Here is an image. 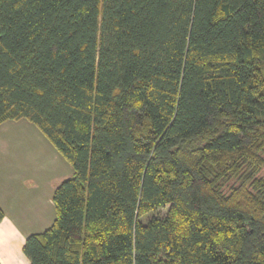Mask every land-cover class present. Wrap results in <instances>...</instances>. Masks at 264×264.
<instances>
[{
	"label": "trees",
	"instance_id": "trees-1",
	"mask_svg": "<svg viewBox=\"0 0 264 264\" xmlns=\"http://www.w3.org/2000/svg\"><path fill=\"white\" fill-rule=\"evenodd\" d=\"M20 118L73 169L30 264H264V0H0Z\"/></svg>",
	"mask_w": 264,
	"mask_h": 264
},
{
	"label": "crops",
	"instance_id": "crops-1",
	"mask_svg": "<svg viewBox=\"0 0 264 264\" xmlns=\"http://www.w3.org/2000/svg\"><path fill=\"white\" fill-rule=\"evenodd\" d=\"M15 149L14 141L0 142V264H30L23 252L25 238L51 224L54 207L48 167L14 162Z\"/></svg>",
	"mask_w": 264,
	"mask_h": 264
},
{
	"label": "rangeland",
	"instance_id": "rangeland-1",
	"mask_svg": "<svg viewBox=\"0 0 264 264\" xmlns=\"http://www.w3.org/2000/svg\"><path fill=\"white\" fill-rule=\"evenodd\" d=\"M14 141V162L28 165L29 168L38 165L48 167L49 181L52 188L61 181L69 178L73 169L71 164L57 151L41 131L25 118L6 121L0 125V142L7 143ZM52 223L55 211L51 207ZM167 212V206L157 208L155 211L140 218L145 222L149 217H162Z\"/></svg>",
	"mask_w": 264,
	"mask_h": 264
}]
</instances>
